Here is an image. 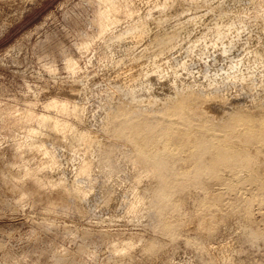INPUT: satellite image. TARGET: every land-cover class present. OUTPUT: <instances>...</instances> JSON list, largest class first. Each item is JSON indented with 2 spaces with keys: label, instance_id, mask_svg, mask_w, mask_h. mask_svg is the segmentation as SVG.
<instances>
[{
  "label": "rangeland",
  "instance_id": "obj_1",
  "mask_svg": "<svg viewBox=\"0 0 264 264\" xmlns=\"http://www.w3.org/2000/svg\"><path fill=\"white\" fill-rule=\"evenodd\" d=\"M99 1L0 0V264H264V0H121L109 64Z\"/></svg>",
  "mask_w": 264,
  "mask_h": 264
},
{
  "label": "bare ground",
  "instance_id": "obj_2",
  "mask_svg": "<svg viewBox=\"0 0 264 264\" xmlns=\"http://www.w3.org/2000/svg\"><path fill=\"white\" fill-rule=\"evenodd\" d=\"M100 1L103 3L104 8L100 11V13L98 14V18H97L98 34L103 39H106L108 37L109 38L110 37L113 38L112 39L113 40L112 43L108 44V48H107V51H108V53H107L108 54V56H107L108 57V61L107 62L109 64L110 61H113L115 59H118V58L122 57L125 54L128 55L130 53V51L132 50V47L137 42L141 41L145 36H147L146 35L147 34V31H146V27L140 28L138 26H131V27H129L124 32L117 31V25L119 23V17H120L119 15H121V13H124V11H126L125 10L126 7H125V5H123L124 3L122 4L121 0H100ZM227 26H228L229 31H231V29H233V28H235L237 26V21H235V22H229ZM222 29H223V25L220 26L216 30L217 36L221 35V30ZM225 37H226V35H225ZM221 40H220V42H221ZM211 42H213V41H211ZM88 47H89V43H85L82 46L83 49H86ZM112 63H111V65H112ZM257 63H258L259 66L264 67V57L263 56L258 57ZM154 66L155 65H153V67ZM68 67L71 70L74 71L75 70V67H76L75 62H73V60L72 61H69ZM240 67H241V63L238 64L236 67L233 68V70H236V72H234L232 74L227 73L228 76L235 77L236 78L238 76V73L240 72ZM157 68H158V66H157ZM163 73H166V71L163 72ZM143 74L145 75V73H143ZM145 77H147V72H146V76ZM209 81L212 84H216L218 82V80L216 78H210ZM129 82H131V80ZM193 82H196V81H193ZM182 84H183V82H182ZM189 85H186V86H189ZM193 85L195 86V83H193ZM193 85H191V86H193ZM127 86L132 91V93L135 94V96L138 94L139 91H142L143 89L149 90L151 88V87L149 88V86L147 85V83L144 81V78H143V75L142 74H140L138 76V78L134 79V81L131 82V83H129ZM184 86L185 85H181V87L179 86L180 87L179 89L184 88ZM143 91H145V90H143ZM146 94H147V92H146ZM69 107L70 106H68L67 104H62V103H59L57 101H53L52 103H50L48 105V108L49 109L58 111V113L61 112L59 114L68 113ZM27 113H29V114L25 115L26 116V120H28V121H35V122H37V124L40 127L52 126L53 129L56 130L57 132L63 133L65 135H66V133L73 134L72 133L73 132V128L71 127V125L69 123L63 121L64 119L63 120H59V119H57V117L54 118V117H51V116H48V115H43V116H40V117H36L31 111L30 112H27ZM38 134H39V132L37 130H34V129L30 130L28 132V135L26 137V141H24V143H27V141L30 140V139L32 140V138H35V136L38 135ZM78 140H79V143L82 146H84V147H87L93 141L92 137L89 134H83V135H81L78 138ZM54 158L55 157L50 156V164H53V165L55 164V159ZM47 162L49 163V161H47ZM50 166H52V165H50ZM78 170H79L80 174H86L90 170V164L87 163V162H85L84 164H81V166H80V168H78ZM77 191L79 193H81V194H84V192H85V191L83 192V190L81 189V187L78 188ZM85 196H87V195H85ZM136 199L137 200H136V202L134 203V205L132 207V210L133 211L138 210L139 207L142 205V201L143 200L141 198H136ZM223 249H222L223 251H221V254L227 257V256H229L234 251L235 245L234 244L231 245V246L228 245L226 248H223Z\"/></svg>",
  "mask_w": 264,
  "mask_h": 264
}]
</instances>
